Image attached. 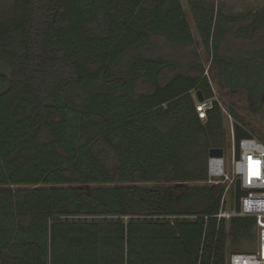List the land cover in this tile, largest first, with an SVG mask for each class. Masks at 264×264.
Returning a JSON list of instances; mask_svg holds the SVG:
<instances>
[{"label":"trees","instance_id":"trees-1","mask_svg":"<svg viewBox=\"0 0 264 264\" xmlns=\"http://www.w3.org/2000/svg\"><path fill=\"white\" fill-rule=\"evenodd\" d=\"M188 2L209 67L182 0H0V264H227L257 240L202 182L229 143L211 74L264 142V8Z\"/></svg>","mask_w":264,"mask_h":264},{"label":"built area","instance_id":"built-area-1","mask_svg":"<svg viewBox=\"0 0 264 264\" xmlns=\"http://www.w3.org/2000/svg\"><path fill=\"white\" fill-rule=\"evenodd\" d=\"M197 98V97H196ZM212 100L199 102L197 111L200 118H206V112L212 108ZM222 105V104H221ZM223 112L229 118V143L223 149L222 156H209L207 166V178L202 183L212 186H223L219 219L230 220L235 216H249L257 220V250L251 253H231L227 258V264H264V208L256 207L264 204V142L256 138H244L240 142V158H236L234 119L222 106ZM261 161L260 176L252 177L249 182L248 158ZM241 180L242 189L248 190V194L241 198V210L236 211L235 191L237 180ZM233 196L231 200L230 197ZM248 202L253 205L250 210H245Z\"/></svg>","mask_w":264,"mask_h":264},{"label":"rangeland","instance_id":"rangeland-1","mask_svg":"<svg viewBox=\"0 0 264 264\" xmlns=\"http://www.w3.org/2000/svg\"><path fill=\"white\" fill-rule=\"evenodd\" d=\"M209 3H214L216 8L219 10H222L223 12H225L226 14L229 15H243L249 12H254L256 10L259 9H263L264 8V0H205ZM182 4H183V8L186 14V17L189 21V24L191 26L192 29V33L195 37V41H196V46L198 47L199 52L201 53L202 56V60L204 62V64L206 65V67L210 66V60L206 54V52L204 51V48L201 44L200 41V37L196 28V23L195 20L193 18L191 9L189 7V2L188 0H182ZM240 25V24H238ZM237 25H235L233 27V29L236 28ZM246 40V41H245ZM243 39V38H239L236 37L235 35H233V30L230 31L229 35L226 38V41L223 45V50L222 53H232L231 50L228 48L229 46H231L232 44H236L240 47H242L244 44L249 43L247 39ZM230 41L229 46H227L228 42ZM211 82H212V86L213 89L215 91V94L217 96V98L220 99L222 106L225 108L227 105V103H229L230 101H235L237 102V104L239 105V110L243 111V112H248L250 113L255 120H258L259 123H261L262 118L259 114L260 110H255L254 108V104L253 101L251 100V98L249 97V94L246 90L243 91H239V92H234L231 91L230 88L224 83L223 80H221L219 77H214V75L211 74ZM4 89V85L2 83H0V91H2ZM232 93V94H228L226 95V93ZM264 106V104H262V107ZM227 110V109H226ZM225 115V113H224ZM225 120H226V126L229 132V118L227 117V115H225ZM264 122V120H263ZM229 135V134H228ZM229 141V140H228ZM201 183V182H200ZM230 199H233V196L231 195ZM257 240L256 241H243L240 242L237 246L239 247V253H251V252H255L257 250ZM230 251V250H229ZM231 254V252L228 253V256Z\"/></svg>","mask_w":264,"mask_h":264},{"label":"water","instance_id":"water-1","mask_svg":"<svg viewBox=\"0 0 264 264\" xmlns=\"http://www.w3.org/2000/svg\"><path fill=\"white\" fill-rule=\"evenodd\" d=\"M196 97L199 102L205 101V98L200 90L197 91ZM233 126L235 132L236 158L239 159L241 140L244 138H253L254 134L237 121H234ZM222 155H223L222 148H213L210 150V156H222ZM247 194H248V190L242 189L241 180L238 179L236 184V191H235V205L237 212L241 210V198Z\"/></svg>","mask_w":264,"mask_h":264},{"label":"clouds","instance_id":"clouds-1","mask_svg":"<svg viewBox=\"0 0 264 264\" xmlns=\"http://www.w3.org/2000/svg\"><path fill=\"white\" fill-rule=\"evenodd\" d=\"M262 155H264V153H262ZM260 172H261V161L259 159H252L251 161L248 160V176L259 178ZM245 204H246V208H245L246 211L250 210L253 207V205L248 203L247 201L245 202ZM256 207L264 208V204H259Z\"/></svg>","mask_w":264,"mask_h":264},{"label":"flooded vegetation","instance_id":"flooded-vegetation-1","mask_svg":"<svg viewBox=\"0 0 264 264\" xmlns=\"http://www.w3.org/2000/svg\"><path fill=\"white\" fill-rule=\"evenodd\" d=\"M233 35H234V34H233ZM236 37H237V36H236ZM250 38H251V37H247V38H243V39H244V40L247 39V40L249 41ZM245 41H246V40H245ZM244 45H245V44H244ZM244 45H243V46H244ZM243 46H242V47H239V48H237V49H241V48H243ZM245 47H246V45H245ZM231 52H232V51H231ZM223 54H224V53H223ZM225 54H228V53H225ZM229 54H230V53H229ZM232 54H234V53L232 52L230 55H232ZM263 104H264V100H263Z\"/></svg>","mask_w":264,"mask_h":264},{"label":"snow or ice","instance_id":"snow-or-ice-1","mask_svg":"<svg viewBox=\"0 0 264 264\" xmlns=\"http://www.w3.org/2000/svg\"><path fill=\"white\" fill-rule=\"evenodd\" d=\"M248 159H249V161H251V160H252V158H251V157H249ZM257 163H259V162H257ZM251 179H252V176H249V182L251 181Z\"/></svg>","mask_w":264,"mask_h":264}]
</instances>
